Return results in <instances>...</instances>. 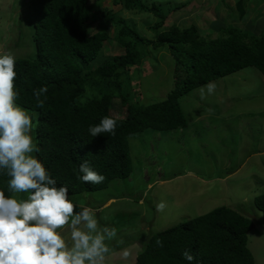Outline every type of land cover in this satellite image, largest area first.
I'll return each instance as SVG.
<instances>
[{"label":"trees","instance_id":"obj_1","mask_svg":"<svg viewBox=\"0 0 264 264\" xmlns=\"http://www.w3.org/2000/svg\"><path fill=\"white\" fill-rule=\"evenodd\" d=\"M89 2L32 0L35 55L15 58L18 103L38 113L35 132L40 151L36 155L58 186L67 185L70 196L102 190L113 180L128 178L133 172L129 137L148 129L167 132L187 127L181 98L193 90L246 67H255L264 75V31L250 37L235 26H224L219 30L222 36H205L196 25H166L173 7L165 10L156 1L147 0H113V4L155 15V39L143 37L127 20L103 9L105 20L115 26L114 40L123 52L88 68L111 40L106 28L91 31L94 13ZM236 5L241 14L247 13L246 0ZM151 45L155 49L166 46L171 52L175 86L164 100L142 105L134 101L128 83L133 81L131 68L143 63ZM45 85L48 92L41 97L44 107L39 108L33 90ZM89 88L97 94H89ZM116 104L119 110L126 107L124 118L110 115ZM105 116L116 120L115 136L92 137L89 126ZM85 160L105 176L103 183L76 179ZM7 180L0 176V190L11 195ZM254 204L262 212L259 224L264 229V193L254 198ZM252 216L221 206L153 233L136 264H182L181 253L188 249L199 264H255L248 237L256 225Z\"/></svg>","mask_w":264,"mask_h":264},{"label":"rangeland","instance_id":"obj_2","mask_svg":"<svg viewBox=\"0 0 264 264\" xmlns=\"http://www.w3.org/2000/svg\"><path fill=\"white\" fill-rule=\"evenodd\" d=\"M31 1L0 0V55L34 57ZM150 1L165 10L173 7L166 25H196L205 36H222L219 30L224 26H235L250 37L264 31V0H246L245 15L237 9L239 0ZM89 4L94 13L91 31L106 28L111 40L88 68L123 52L114 40L115 26L105 20L103 9L127 20L143 37L155 39V15L127 10L113 0H90ZM148 50L143 63L131 68L133 81L128 83L134 101L142 105L164 100L175 86V60L169 49L151 45ZM212 82L216 86L213 94L205 89L202 97L199 87L181 98L187 127L167 132L148 129L129 137L133 172L128 178L113 180L102 190L70 196L74 203L90 207L101 227L117 229V236L108 242L111 254L105 264H136L153 233L221 206L253 215L256 225L248 235L249 247L255 264H264L262 212L254 204V198L264 193V75L255 67H246ZM88 92L98 91L89 88ZM119 106L110 115L124 118L126 107L119 110ZM24 109L33 117L32 134L37 142L38 113ZM161 201L166 205L163 211L156 207Z\"/></svg>","mask_w":264,"mask_h":264},{"label":"clouds","instance_id":"obj_3","mask_svg":"<svg viewBox=\"0 0 264 264\" xmlns=\"http://www.w3.org/2000/svg\"><path fill=\"white\" fill-rule=\"evenodd\" d=\"M16 77L15 57L0 55V176L8 177L11 194L0 190V264H105L117 229L101 227L90 207L74 203L67 185L58 186L36 155L33 117L18 103ZM215 87L214 82L203 85L202 97L205 89L211 95ZM47 92L46 85L33 90L37 107H44L41 97ZM116 127V120L105 116L88 133L115 136ZM76 179L98 185L105 176L85 160ZM165 206L161 201L156 207L163 211ZM181 255L182 264H199L190 249Z\"/></svg>","mask_w":264,"mask_h":264},{"label":"crops","instance_id":"obj_4","mask_svg":"<svg viewBox=\"0 0 264 264\" xmlns=\"http://www.w3.org/2000/svg\"><path fill=\"white\" fill-rule=\"evenodd\" d=\"M109 201H110V199H109ZM251 234V233H250ZM250 238V237H249Z\"/></svg>","mask_w":264,"mask_h":264}]
</instances>
